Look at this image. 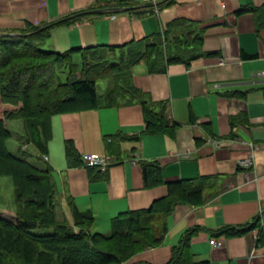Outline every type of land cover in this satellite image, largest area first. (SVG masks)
Returning <instances> with one entry per match:
<instances>
[{
	"label": "crops",
	"instance_id": "obj_1",
	"mask_svg": "<svg viewBox=\"0 0 264 264\" xmlns=\"http://www.w3.org/2000/svg\"><path fill=\"white\" fill-rule=\"evenodd\" d=\"M129 1L142 11L92 13L97 0H0V33L48 28L44 49L76 51L73 60L80 63L81 51L115 48L110 54L118 57L119 48L153 43L169 23L187 22L172 34L201 31L202 41L180 50L185 60L164 59L152 68L154 63L142 59L127 70L130 85L144 99L164 103L167 119L179 128L172 137L146 133L142 105L126 96L116 105L54 115L47 160L23 158L51 169L59 220L70 219L73 204L91 211L92 231L105 235L113 217L148 209L168 196L171 183L201 185L202 204L176 203L165 218L162 244L131 263L165 264L172 247L195 230L189 252L197 263L264 264V0ZM81 14L88 15L69 20ZM17 135L20 149L24 136ZM67 144L74 156L67 155ZM251 152L252 164L242 167L240 160ZM82 154L112 164L105 171L85 168ZM143 162L158 163L161 184L145 187ZM213 238L222 246H211Z\"/></svg>",
	"mask_w": 264,
	"mask_h": 264
},
{
	"label": "trees",
	"instance_id": "obj_2",
	"mask_svg": "<svg viewBox=\"0 0 264 264\" xmlns=\"http://www.w3.org/2000/svg\"><path fill=\"white\" fill-rule=\"evenodd\" d=\"M89 10L114 13L142 8L129 0H97ZM181 23L187 24L180 20L169 23L165 34L153 38V43L144 40L119 48L118 57L110 54L115 48L81 51L80 63L73 60L76 51L57 53L44 49L48 28L32 27L18 32L21 36H0V106L5 107L0 113V177L12 178L17 201L15 210L0 209V264H151L130 261L144 250L162 244L165 218L176 203L202 204L201 185L171 183L168 196L155 200L148 209L113 217L108 235L94 232L92 212L79 211L73 204L69 205L70 219L59 220L51 169L37 168L6 146L10 133L4 122L23 120L25 135L20 149L26 150L30 143L32 156L43 158L54 115L116 105L118 98L126 96L142 105L146 133L172 137L179 125L169 122L165 104L144 99L128 82L127 70L142 59L154 63L152 68L164 59L167 63L185 60L180 50L186 52L193 44H201L202 32L172 34ZM175 48L179 51L165 55V51ZM98 69L109 72L99 74ZM104 76L109 85L105 94L99 95L96 82ZM261 90L264 95V87ZM66 153L69 157L75 155L71 144H67ZM140 167L145 187L163 182L158 163L143 162ZM244 230L247 228L224 231L236 234ZM194 231H187L180 243L172 247L165 264H200L189 252V238Z\"/></svg>",
	"mask_w": 264,
	"mask_h": 264
},
{
	"label": "rangeland",
	"instance_id": "obj_3",
	"mask_svg": "<svg viewBox=\"0 0 264 264\" xmlns=\"http://www.w3.org/2000/svg\"><path fill=\"white\" fill-rule=\"evenodd\" d=\"M108 72H109L108 70L107 71H103L101 69L97 70V73L99 74H103V73L107 74ZM96 83H97L98 93L103 94L108 86L107 85L108 77L107 76L100 77L99 79H97ZM4 108L5 107L0 106V113L3 111ZM4 124H5L6 129L8 128L11 131L10 138L7 140V144H6L9 151L13 153L15 156L32 159L33 162L36 163L37 160L33 158L32 156L33 146L30 143H29L30 148L28 147L26 150H22V149L20 150L16 144L17 138H18L17 134H19L20 136L25 135L24 121L23 120H9V121H5ZM19 147H22V145L20 144ZM15 208H17V201H16V196H15V191H14L13 180L9 176L0 177V209H8V210L14 209L15 210ZM57 217L59 219L58 211H57ZM101 233L103 234L105 232H101Z\"/></svg>",
	"mask_w": 264,
	"mask_h": 264
},
{
	"label": "built area",
	"instance_id": "obj_4",
	"mask_svg": "<svg viewBox=\"0 0 264 264\" xmlns=\"http://www.w3.org/2000/svg\"><path fill=\"white\" fill-rule=\"evenodd\" d=\"M113 17V16H112ZM213 144L215 147H218L220 145V141L214 140ZM24 149V148H23ZM44 160H47L46 156H43ZM81 160V165L85 168H95L99 171H105L111 164L112 162L110 159L97 155V154H82L80 157ZM253 157H252V152L248 155V157L240 160L239 164L242 167H249V165L252 164ZM209 244L213 247H220L222 246V242L219 241L218 239H211L209 240Z\"/></svg>",
	"mask_w": 264,
	"mask_h": 264
},
{
	"label": "water",
	"instance_id": "obj_5",
	"mask_svg": "<svg viewBox=\"0 0 264 264\" xmlns=\"http://www.w3.org/2000/svg\"><path fill=\"white\" fill-rule=\"evenodd\" d=\"M92 13H97V11H92ZM44 29V28H42ZM0 36H6V37H14V36H21V34H4V33H0ZM22 36H27L26 35H22Z\"/></svg>",
	"mask_w": 264,
	"mask_h": 264
}]
</instances>
